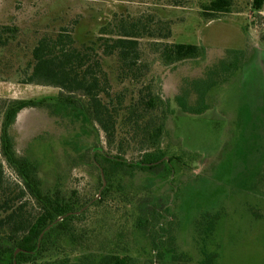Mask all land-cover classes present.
Wrapping results in <instances>:
<instances>
[{"label": "rangeland", "instance_id": "374dc122", "mask_svg": "<svg viewBox=\"0 0 264 264\" xmlns=\"http://www.w3.org/2000/svg\"><path fill=\"white\" fill-rule=\"evenodd\" d=\"M206 1L183 0L175 7L169 0H0V26L18 28L16 41L0 53V103L55 102L59 89L19 83L14 71L30 59L39 37L62 27L72 30L79 43L93 40L115 16L141 20L150 16L152 30L159 28L155 22L160 20L171 32L167 40H139L145 68L135 85L121 78L114 58H103L102 67L110 94L123 92L126 105L139 89L149 86L173 107L174 114L164 116L167 135L160 144L172 158L173 173H120L102 201L68 223L76 244L57 238L40 261L117 253L132 257L131 264H264V5L256 13L251 0H233L230 13L208 14L201 9ZM156 42L202 46L205 57L164 66ZM229 50L243 54V60L225 83L210 90L209 107L197 115L180 112L173 98L187 92L188 104L194 105L191 82L205 78ZM57 113L24 109L11 134L16 153L40 164L42 181L53 184L59 178L67 196L73 193L84 203L97 193L98 171L88 158L81 163L78 159L83 144L98 138L105 153L121 151L127 161L141 159V132L118 128L108 147L103 133L85 116L63 107ZM80 128L85 134L78 147L67 146ZM1 166L5 180L18 185L16 173L5 161ZM212 216L217 219L208 222ZM204 218L209 226L214 224L205 239L199 237Z\"/></svg>", "mask_w": 264, "mask_h": 264}, {"label": "trees", "instance_id": "16d2710c", "mask_svg": "<svg viewBox=\"0 0 264 264\" xmlns=\"http://www.w3.org/2000/svg\"><path fill=\"white\" fill-rule=\"evenodd\" d=\"M182 2L183 0H169V5L180 7ZM263 5L264 0H251V9L256 13ZM232 6L233 0H207L201 5V9L208 14H225L231 12ZM153 21L150 16L145 20L115 16L99 28L97 37L82 43L78 42L72 30L62 27L53 35L39 37L30 49V59L24 66L19 64L15 68L14 75L18 77L19 83L50 86L59 89V93L55 102H47L43 99L1 100L0 264H131L134 261L132 257L117 253H90L72 260L65 257L40 261L45 257L47 246L53 244L57 238H66L65 241L71 246L76 244L68 223L78 216L67 215L45 232L39 241L42 230L60 216L80 210L95 197L81 203L73 193L72 196H67L61 189L59 178H56L53 184L42 181L38 175L40 164L36 160L16 153L11 130L17 115L24 109L46 108L50 114L57 115L63 107L72 108L75 113L85 116L91 125L93 124L103 133L108 147L115 142L118 128L121 131L141 132L144 138L140 147L139 161L125 160L121 151L116 155L103 152L98 138L87 146L83 144L78 148L80 163L86 157L90 166L98 171L96 195L102 185L100 169L106 182L99 199L90 206L107 196L113 179L120 173L125 174L134 170L143 172L162 170L165 175H171L174 170L171 166L172 158L167 157L165 151L161 150L160 144L163 136L167 135L164 119L167 115L172 116L175 110L149 86H145L143 90L139 89L135 95L136 99H132L126 105L123 92L116 93L115 96L110 94L108 76L102 67L103 58H114L121 78L135 81L133 82L135 85L141 78L142 68H145L140 62L139 40L147 37L161 41L167 40L171 35L167 22L157 20L155 23L159 28L152 30ZM17 37V27L0 26V53L13 44ZM156 43L154 46L164 66L205 57V49L202 46ZM242 57L243 54L239 52L227 51L225 58L210 68L205 78L191 82L196 96L194 105L188 104V93L185 92L173 98L175 107L182 113L192 115L203 112L209 107L207 97L210 90L225 83L238 70ZM157 111L161 115L154 114ZM81 129L75 133L73 139L67 140V146L78 147V141H81L85 134ZM2 161H5L16 173L19 186L5 180ZM96 162L99 166H96ZM116 187L122 188L121 185ZM25 198L27 200L23 201ZM31 202L33 206L30 205ZM214 218L216 220L217 216H212L207 221L211 222ZM142 219L141 222L149 223L147 218ZM207 221L204 218L200 223L201 230L203 228L204 230L200 232L199 237L204 239L214 230V224L209 226ZM153 245L157 247L158 244L153 242ZM17 249L23 251L14 256ZM212 255L214 254H211V258Z\"/></svg>", "mask_w": 264, "mask_h": 264}, {"label": "water", "instance_id": "95a60500", "mask_svg": "<svg viewBox=\"0 0 264 264\" xmlns=\"http://www.w3.org/2000/svg\"><path fill=\"white\" fill-rule=\"evenodd\" d=\"M100 176H101V179H102V185L98 191V194L95 196V198L89 202L86 206H84L83 208H81L80 210L76 211V212H73V213H69V214H66V215H63V216H60L59 218H57L56 220H54L52 223H50L48 226H46L42 232L40 233V236H39V241L41 240L42 236L44 235L45 232H47L51 227H53L56 223H58L59 221H61L62 219H64L67 215H80L85 209H87L91 203L95 202L96 200L99 199L100 195H101V192L102 190L104 189L105 185H106V182L104 180V175H103V172L102 170L100 169ZM20 251H23V250H20V249H17L15 252H14V256L20 252ZM25 252V251H24Z\"/></svg>", "mask_w": 264, "mask_h": 264}]
</instances>
